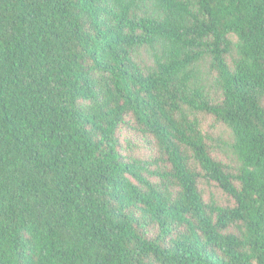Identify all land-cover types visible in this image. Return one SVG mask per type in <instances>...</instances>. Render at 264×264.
Instances as JSON below:
<instances>
[{
    "label": "trees",
    "instance_id": "trees-1",
    "mask_svg": "<svg viewBox=\"0 0 264 264\" xmlns=\"http://www.w3.org/2000/svg\"><path fill=\"white\" fill-rule=\"evenodd\" d=\"M0 264H264V0H0Z\"/></svg>",
    "mask_w": 264,
    "mask_h": 264
},
{
    "label": "rangeland",
    "instance_id": "rangeland-1",
    "mask_svg": "<svg viewBox=\"0 0 264 264\" xmlns=\"http://www.w3.org/2000/svg\"><path fill=\"white\" fill-rule=\"evenodd\" d=\"M204 127L213 137L225 138L227 136L224 126L214 123V121L209 117H206V119H204ZM122 136L134 138V142L138 146L137 149H135L137 155L144 157L149 154L150 147H148V144L142 138H140L138 141L136 134H134L131 130L126 129L122 132ZM202 187L206 198H208L211 193L219 197L222 203L232 202V200L224 195L216 185H207L203 183Z\"/></svg>",
    "mask_w": 264,
    "mask_h": 264
}]
</instances>
